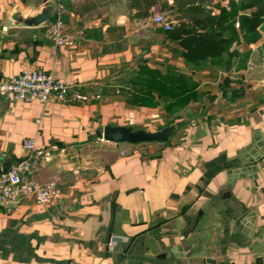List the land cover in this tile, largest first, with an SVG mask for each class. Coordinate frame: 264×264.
I'll return each instance as SVG.
<instances>
[{
  "label": "crops",
  "instance_id": "1",
  "mask_svg": "<svg viewBox=\"0 0 264 264\" xmlns=\"http://www.w3.org/2000/svg\"><path fill=\"white\" fill-rule=\"evenodd\" d=\"M51 1L53 11L63 6L69 46L53 45L49 20L34 21ZM46 2L0 0V82L36 67L89 100L42 105L0 95L1 171L26 156L22 142L32 137L56 148L31 179L57 176L61 189L49 205L30 196L0 206V264H264V147L254 163L243 157L256 138L264 142V21L255 42L235 27L238 40L220 58L191 67L153 22L160 2L175 14L173 0L147 16L130 0ZM212 3L217 15L227 0ZM138 67L179 74L192 85L189 104L122 98L115 75ZM173 118L182 126L168 142L98 135L108 123L157 131ZM246 167V177L233 173Z\"/></svg>",
  "mask_w": 264,
  "mask_h": 264
},
{
  "label": "built area",
  "instance_id": "2",
  "mask_svg": "<svg viewBox=\"0 0 264 264\" xmlns=\"http://www.w3.org/2000/svg\"><path fill=\"white\" fill-rule=\"evenodd\" d=\"M153 9V22L161 29L169 31L178 23L173 17L166 16L157 6ZM63 6L58 1L53 16L47 24V32L54 46L72 44L68 35L63 32ZM234 26L238 27L236 20ZM0 95L18 101H38L42 105L51 99L59 102H86L89 96L78 85L59 81L51 74H46L36 67H25L18 74L0 82ZM39 121V120H38ZM26 156L8 169L0 171V206L12 207L24 198L32 196L37 204L49 205L61 195L58 177L54 176L44 184L31 179V173L39 162H47L53 157L55 146L37 147L35 139L30 137L22 142Z\"/></svg>",
  "mask_w": 264,
  "mask_h": 264
},
{
  "label": "trees",
  "instance_id": "3",
  "mask_svg": "<svg viewBox=\"0 0 264 264\" xmlns=\"http://www.w3.org/2000/svg\"><path fill=\"white\" fill-rule=\"evenodd\" d=\"M130 2L136 9L145 8L141 15L147 16L148 9L158 4L159 0H130ZM173 3L176 10L172 17L178 20V24L169 31L164 30V34L166 39L179 44L181 47L179 53L191 67L207 59L220 58L232 43L238 40L234 26L236 19L239 21V31L245 43L255 42L259 38L257 28L264 21V0H227L226 6H218L217 15H212L206 8V6H214L212 0H173ZM159 4L161 9L165 10V3ZM248 8L254 9L250 15L238 14ZM151 70L159 72L154 69H144L146 72ZM177 76L185 86L178 84L166 87L161 75L157 90L159 96L164 92L175 100L191 97L192 85L183 81L179 74ZM148 88L151 90L150 87ZM132 100L136 101V99Z\"/></svg>",
  "mask_w": 264,
  "mask_h": 264
},
{
  "label": "rangeland",
  "instance_id": "4",
  "mask_svg": "<svg viewBox=\"0 0 264 264\" xmlns=\"http://www.w3.org/2000/svg\"><path fill=\"white\" fill-rule=\"evenodd\" d=\"M166 10V9H165ZM162 10V12L165 15H168L167 11ZM173 16V12H170ZM162 75V79L165 80L164 86H175V85H184V83L179 81V77L177 74L172 71L168 70L165 73L162 72H155V71H149L146 72L142 67L138 68H127L123 69L122 71H119L114 78V85H116V90H118V93L121 95L122 98L124 96L128 97L130 100L131 99H136V100H145V101H152L153 100H160L166 105H172L175 108H184L187 106L191 100V97H186L185 99L181 98L179 100L172 99L173 97H169V95L164 94H158V80L160 79V76ZM186 83V82H185ZM150 84V85H149ZM168 85V86H167ZM189 85V84H188ZM150 87L151 90L148 88ZM164 89V88H163ZM147 91V92H146ZM150 91V93H149ZM145 93V95H143ZM156 98V99H155ZM168 107V106H167ZM173 107H170L172 109ZM169 108V107H168ZM186 115L182 117V119L185 118ZM192 116L189 115V118ZM180 121V120H178ZM178 121H175V119H170L168 121L167 125L177 123ZM182 121L180 123H177V127H181Z\"/></svg>",
  "mask_w": 264,
  "mask_h": 264
},
{
  "label": "water",
  "instance_id": "5",
  "mask_svg": "<svg viewBox=\"0 0 264 264\" xmlns=\"http://www.w3.org/2000/svg\"><path fill=\"white\" fill-rule=\"evenodd\" d=\"M47 0H45L46 2ZM47 3V2H46ZM51 5L49 6V11L45 12L43 15L37 17L34 21L37 24H40L44 21H48L53 16V8L55 2L51 1ZM264 28V23L259 27V29ZM177 124L173 123L170 125H165L161 129L157 131H147L142 128L135 129L132 126L125 125H117V124H106L103 126L102 132H98V135L105 141H110L114 143L128 142V143H145V142H168L169 138L176 131ZM264 147V142L260 141V139L256 138L254 143L249 144L245 151L252 154L251 158H248L246 155H243L244 159L248 163H254L260 157L259 153H256V150ZM249 168H242L234 171L233 173L237 177H246L245 175L249 174ZM1 171V167H0ZM251 171V169H250ZM196 219L192 221L189 227L184 232V235H187L191 228L194 226ZM111 228V227H110Z\"/></svg>",
  "mask_w": 264,
  "mask_h": 264
}]
</instances>
